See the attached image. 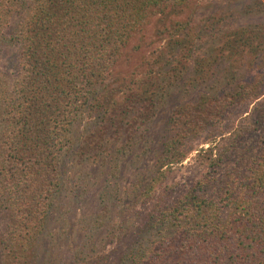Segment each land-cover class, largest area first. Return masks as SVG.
Segmentation results:
<instances>
[{
  "label": "trees",
  "instance_id": "obj_1",
  "mask_svg": "<svg viewBox=\"0 0 264 264\" xmlns=\"http://www.w3.org/2000/svg\"><path fill=\"white\" fill-rule=\"evenodd\" d=\"M188 1L0 0V58L12 56L0 67V264H31L78 164L109 162L115 179L126 157L139 166L174 90L152 168L123 193L119 181L99 188L101 213L137 197L148 208L118 264H264V23L177 19ZM158 43L142 76L118 75ZM204 130L228 145L200 148L199 177L170 200L171 164ZM247 134L237 173L205 194Z\"/></svg>",
  "mask_w": 264,
  "mask_h": 264
},
{
  "label": "rangeland",
  "instance_id": "obj_2",
  "mask_svg": "<svg viewBox=\"0 0 264 264\" xmlns=\"http://www.w3.org/2000/svg\"><path fill=\"white\" fill-rule=\"evenodd\" d=\"M191 16L199 22L209 17L213 21L223 17L225 20L232 19V24L264 23V0H189L176 18L183 20ZM191 32H194L193 29ZM207 39L212 40V36ZM159 47H162V44L158 43L153 50L141 51L132 61L124 62L117 69L118 75H126L133 70L142 76V71L151 65L155 57L151 51ZM8 59L6 55L0 58V67L5 71L12 69ZM261 70L256 68L249 71V78L259 74ZM180 97L181 93L174 90L169 96L170 101L166 103V107L155 116L148 131L152 141L150 151L147 156L144 155L145 158L141 160L139 166L132 164L131 157H126L121 163L117 179L110 176L112 171L109 170V162L100 168L98 165L87 168L85 163L78 164L74 168L72 174L77 176V184L74 185L73 180L69 178L67 184L71 183L70 186L64 187L58 195V205L53 209L43 235L39 239L35 248L37 255L31 258V264L34 260L37 264L119 263L121 255L133 244L137 227L145 220L143 216L148 212V208H143L137 197L133 200L126 199V202L121 205L112 200L113 203L108 210L101 213V204L103 205L104 201L100 200L98 194L107 180H110L112 185L115 181H119V184H116L119 191L123 193L129 190L133 180L142 177L143 172L152 168L156 160V151L159 152L163 140L168 136L167 120L170 110L180 102ZM247 136L252 135L247 134L239 138L236 150L230 155H224V170L219 168L214 173L216 177L221 178L222 182L211 181L204 190L205 194L213 196L220 193L222 183L225 186L230 176L237 173L240 165L236 154L247 153L250 148L246 141ZM218 141L220 145L214 150L215 154L226 148L228 143L225 139L220 140V137L216 136L212 130H204L199 135L190 136L184 141L182 149H185V157L181 162L171 164L166 197L173 200L190 187L201 173L202 167L196 160L198 150L207 147L210 143L216 144Z\"/></svg>",
  "mask_w": 264,
  "mask_h": 264
}]
</instances>
